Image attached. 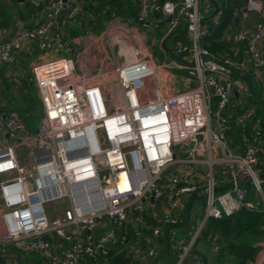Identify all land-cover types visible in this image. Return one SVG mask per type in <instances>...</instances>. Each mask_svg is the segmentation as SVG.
Here are the masks:
<instances>
[{"label": "built area", "instance_id": "2783aa9c", "mask_svg": "<svg viewBox=\"0 0 264 264\" xmlns=\"http://www.w3.org/2000/svg\"><path fill=\"white\" fill-rule=\"evenodd\" d=\"M81 1L49 0L44 19L34 28L18 25L14 33L1 28L0 65H14L32 44L43 52L58 47L71 55L59 23L77 25ZM135 1L147 27L154 14L171 19L175 26L182 10L189 43L179 44L170 62L155 63L150 52L141 51L129 58L120 53L122 63L96 75H78L69 57L36 66L33 75L44 116L35 133L17 112H2L0 98V130L15 141L0 150L3 246L39 253L50 264H95L118 246L140 262L152 261L162 249L164 229L182 220L184 200L204 196L206 212L197 232L189 242H176V264H185L209 219L223 220L260 206L264 211L262 132L256 133L255 141L243 135L234 145L231 117L223 114L236 91L249 90L235 78L243 64L234 55L216 57L203 45L208 31L203 0ZM246 11L261 16L254 33L242 26L230 41L245 44L249 63L264 74V54L258 46L264 37V6L249 0ZM173 70L188 76L179 77ZM106 75L112 79L99 84ZM179 83L183 89L168 94ZM214 100L217 110L212 112ZM254 115L253 108L247 109L243 119ZM20 148L28 150V167L19 162ZM170 169L174 172L166 176ZM54 202L68 208L53 219L46 206ZM148 213L156 214L153 226L147 223ZM105 218L113 227L104 223ZM129 225L141 237L133 247ZM79 235H84L83 245ZM53 238L66 244L60 257L52 254ZM3 257L5 264H16L13 255L5 252ZM192 264H203L200 256L195 255Z\"/></svg>", "mask_w": 264, "mask_h": 264}, {"label": "crops", "instance_id": "0c3cea01", "mask_svg": "<svg viewBox=\"0 0 264 264\" xmlns=\"http://www.w3.org/2000/svg\"><path fill=\"white\" fill-rule=\"evenodd\" d=\"M48 1L49 0H0V29L7 28L11 33H14L13 30L18 25H23L29 29L34 28L44 19ZM159 1L166 2L174 0ZM222 1L223 0H203L205 18L214 13V11L217 10V6L221 7ZM257 1L261 2L264 6V0ZM111 3L112 0H82V14L77 25H70L64 20L60 21L59 28L64 35V41L66 45L70 46L73 50L71 55L65 54L64 51L58 47L43 52L38 49L36 44H32L23 49L18 55V59L14 65L1 64L0 98L4 104L1 111L4 113L15 111L19 114L18 109L27 106V96L30 87L33 83L36 85L33 69L38 65L52 63L69 57L73 60L78 75H96L97 73L113 71L118 62L122 63L123 57L119 56L120 53L125 54V56L129 58V56H133V54H141V51H147L150 52L151 57L154 59L153 62L167 63L175 57L176 47L179 44L189 43V36L186 31L181 9L178 11L177 24L175 26H172L169 19H165L161 14H154L150 15L148 19L152 26L147 27V25L139 19L140 3L135 0H126L125 3L121 5L118 3ZM218 19V16H216L212 20L215 23ZM260 19L261 16L257 13L247 12L246 7L236 11V22L225 33L223 40L230 42L231 36L242 26H245L249 34L252 35ZM258 46L262 54H264V37L259 42ZM156 48L159 50L160 56H156L154 52ZM173 49L174 51H172ZM230 52H233L235 59L243 64V68L240 71L242 73L241 78L245 72L250 71L254 81L264 92L263 71L254 69L251 66L245 55V47L243 45H235L231 48ZM219 56L223 57L225 55L220 54ZM15 76L16 81L14 80ZM111 79L112 77L106 75V78L101 79L99 84L105 85ZM176 87L177 88L171 89L168 94L179 92L183 89V84L179 83ZM255 99V94H251L249 90L246 92L236 91L234 93L227 109V115L231 117V123L229 125V136L231 140L235 134V130L241 129H248L252 141L256 140L255 136L258 131H261L264 137V124L261 118L257 117L255 114L252 119H243V113L252 107L250 102ZM29 131L31 133L36 132L32 128H30ZM13 144H15V141L7 133L0 130V150ZM17 156L21 165L25 167L29 166L30 158L26 148L18 149ZM1 180L2 177H0V182ZM188 202L184 200L181 205V210H185ZM3 210L4 207L0 193V239L4 231L1 223ZM160 211L164 214L165 206L161 205ZM146 217L148 225L153 226L157 223L155 213H148ZM200 223L194 229V234L197 232ZM134 227L133 225H129L128 228L131 237L130 247L138 245L141 241V237L134 232ZM177 229L181 233L180 228H175L174 231L170 232L171 245L168 256L165 260L161 261L163 264H176L177 262L179 253L176 244V242H178L176 235L178 233ZM173 232H175V235L172 234ZM83 237L84 235L78 236V242H80L81 245H83ZM181 240H186V238ZM186 242L189 241L186 240ZM53 244L54 251L52 254L56 257H60L66 244L57 238H53ZM256 246L260 247V252L256 261L251 264H264V241L257 242ZM219 249L220 247L216 245V242L210 243L209 240L201 242L198 246L200 256H207L210 264L216 260ZM4 251L13 255L16 264H36L29 258L27 253H23L16 246H14L12 251L11 246H3L0 244V257H3ZM40 256L47 260V263L44 262L43 264L50 263L47 257L43 255ZM193 259L194 256L190 255L186 264H190ZM152 261L148 260L142 263L150 264ZM2 263L5 264V258Z\"/></svg>", "mask_w": 264, "mask_h": 264}, {"label": "trees", "instance_id": "16d2710c", "mask_svg": "<svg viewBox=\"0 0 264 264\" xmlns=\"http://www.w3.org/2000/svg\"><path fill=\"white\" fill-rule=\"evenodd\" d=\"M125 1L126 0H112L111 4L118 3L121 5L124 4ZM248 1L249 0H223L221 2V7L217 6V10L204 19L208 31L203 40V45L214 56L220 57V54H224L225 56L234 55L233 52H230V50L235 46V44L232 41L227 42L223 40V38L229 28L236 22V11L245 8L248 4ZM216 16H218L219 18L218 24L214 23V21L212 20ZM241 45L245 47V44ZM241 74L242 73L240 71H236L235 78H241ZM243 77L250 81V84L248 86L249 91L251 94H255L256 97L255 103L252 104L254 106L253 109L255 108V114L257 115V117L262 119V122L264 124V92L254 81L253 76L250 74V71L245 72ZM37 128L38 127H36V129ZM243 135H248L250 137L248 129L235 130V134L232 138V143L234 145L239 144L242 141ZM251 198L253 200L255 198V195L253 193ZM261 209H243L236 215L225 217L223 220L209 219L202 228L200 235L195 240L190 250V255L200 256L198 251L199 244H201V242L209 240L210 243L216 242V245L220 247L219 253L216 255V260L213 263L211 262V264L254 263L260 252V247L256 246V243L264 241V211H262ZM195 228L196 226L190 224L189 217L188 224L185 227V229L187 230L186 237L189 236V238H186L187 241H190V239L192 238ZM160 242L163 245V236H161ZM9 246H11V250L13 251L15 245L11 244ZM31 254L34 255V252L27 253L29 258L32 259L36 264H43L44 262L47 263V260L41 258L40 256L39 259L36 258L35 255L33 258H31ZM35 254L39 255V253ZM200 258L203 264H210L207 256H200ZM36 260H38V262ZM95 264L143 263L136 260L132 255L128 254L127 249L122 246H118L111 251L109 257H107L106 259H101L98 263Z\"/></svg>", "mask_w": 264, "mask_h": 264}, {"label": "rangeland", "instance_id": "374dc122", "mask_svg": "<svg viewBox=\"0 0 264 264\" xmlns=\"http://www.w3.org/2000/svg\"><path fill=\"white\" fill-rule=\"evenodd\" d=\"M172 51H174V49ZM154 52H155L156 56H160L159 50L157 48L154 50ZM173 73L175 75H178L179 77L180 76H183V77L188 76L186 72H182V71H178V70H173ZM241 79L245 82V84L247 86H249L250 81L248 79H245L244 77H242ZM193 85L195 86L196 83H194ZM256 91H257V89H256ZM27 97H28L27 106L19 108L18 111H19V115H20L22 121L26 124L27 128H29V129L32 128L35 131L36 127L39 126V124H40V122L44 116L43 105H42V102L39 98L35 83H33L31 85L30 91H29V94ZM253 103H255V100H253L250 103V105L252 107H254L252 105ZM216 104H217L216 100H214L213 106H212V112H215L217 110ZM227 109L224 111L223 114H224V116L228 117ZM173 172H174V169H170L165 175L169 176ZM216 178H217V182H218V175H216ZM245 186L247 188H249L254 195H256V192H255V190H254V188L250 182L245 183ZM220 194H221V192H217V196ZM253 201L258 202V199L256 198V196H255ZM260 207L262 208V206H260ZM66 208H68L66 203L54 202V203L48 204L46 206V212L54 219L58 216H61ZM205 212H206V201H204V200L196 201L191 208L190 224L197 226L204 219ZM104 223L112 226L110 224V221L107 218H105ZM110 226H108V228H110ZM177 231H178V233L176 235H177L178 240H181L183 238H189V236H187V237L183 236L178 229H177ZM118 233H119V231H118ZM34 255L36 256V258L39 259V256L41 254L38 255V254L34 253ZM34 255L31 254V258H33ZM36 261L38 262V260H36ZM160 264H163V262H161Z\"/></svg>", "mask_w": 264, "mask_h": 264}, {"label": "water", "instance_id": "95a60500", "mask_svg": "<svg viewBox=\"0 0 264 264\" xmlns=\"http://www.w3.org/2000/svg\"><path fill=\"white\" fill-rule=\"evenodd\" d=\"M170 20L171 19H169V21ZM263 178H264V175H263ZM202 200H204V196H193V197H191L189 199V202H188L185 210H184L182 220L180 222H178L177 224H172V225H169L165 228L164 235H163L164 242H163L162 249H161L160 253L157 255V257L150 264H159L161 261H163L167 257V254L169 252V248L171 245L170 232L173 228H180L181 234L183 236L187 235V231H186L185 227L189 221L191 208L196 201H202ZM3 260H4V258L0 257V264H2ZM190 264H192V262H190Z\"/></svg>", "mask_w": 264, "mask_h": 264}]
</instances>
